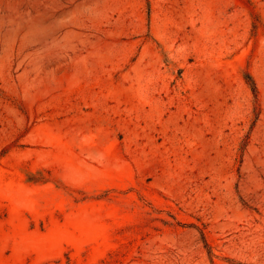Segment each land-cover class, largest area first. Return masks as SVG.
Wrapping results in <instances>:
<instances>
[{"label": "rangeland", "instance_id": "374dc122", "mask_svg": "<svg viewBox=\"0 0 264 264\" xmlns=\"http://www.w3.org/2000/svg\"><path fill=\"white\" fill-rule=\"evenodd\" d=\"M0 264H264V0H0Z\"/></svg>", "mask_w": 264, "mask_h": 264}]
</instances>
